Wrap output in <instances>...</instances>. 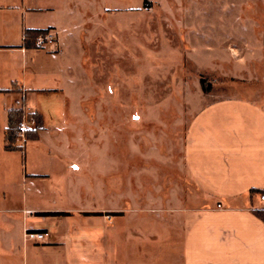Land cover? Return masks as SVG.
I'll return each instance as SVG.
<instances>
[{
	"label": "crops",
	"instance_id": "0c3cea01",
	"mask_svg": "<svg viewBox=\"0 0 264 264\" xmlns=\"http://www.w3.org/2000/svg\"><path fill=\"white\" fill-rule=\"evenodd\" d=\"M75 2L0 0V54L17 49L22 73L50 84L32 88L33 95L44 90L50 99L99 98L97 89L87 92L76 85L84 57L76 63L64 60L68 51L62 39L73 29L69 9ZM34 11L47 17L35 20ZM23 28H50L55 39L43 48L19 47ZM19 30V40L10 41ZM108 38L102 49L106 56L114 51ZM70 50L85 53L82 45ZM90 51L98 54L93 47ZM40 53L46 56L42 66L34 61ZM90 66L99 67L93 61ZM10 70L0 62V89H9L1 98L3 135L6 102L18 86L25 109L42 116L44 128L34 140L40 143L49 130L47 114L28 105L27 89L12 81ZM159 123V130L128 128L130 142L136 138L144 144L138 177L129 172L120 180L107 172L89 182L70 162L60 166V177L52 160H28L21 171L18 163L1 162L0 262L5 256L18 264H264V202L258 191L264 190V105L220 98L208 101L182 128ZM66 138L69 147L78 142L76 135ZM148 173H154L150 182ZM49 212L54 214L43 215ZM31 232L47 235L39 243L26 237Z\"/></svg>",
	"mask_w": 264,
	"mask_h": 264
},
{
	"label": "rangeland",
	"instance_id": "374dc122",
	"mask_svg": "<svg viewBox=\"0 0 264 264\" xmlns=\"http://www.w3.org/2000/svg\"><path fill=\"white\" fill-rule=\"evenodd\" d=\"M34 12L35 20L43 22L47 17ZM69 12L74 15V26L62 39L68 51L64 60L76 63L84 57V67L77 68L76 85L83 90L97 89L99 98L50 99L44 90L33 95L32 88L50 84L22 73L19 51L6 49L0 62L11 68L12 81L27 89L28 105L47 114L49 130L40 143L26 140L22 151L5 150L1 98L6 94L0 92V163H18L21 171V164L24 167L28 160H52L59 176L60 166L70 162L89 182L96 174L107 172L120 180L124 174L128 178L129 172L138 177L142 165L138 152L144 144L136 138L130 142L129 127L159 130L163 120L182 128L208 101L220 98H246L264 105V0H76ZM16 14L20 16H13ZM13 16H8L9 22L14 21ZM16 35L10 41L19 40L20 30ZM107 35L114 45L108 56L102 52ZM80 45L84 54L78 50L70 53ZM90 47L98 54L91 53ZM45 57L40 53L34 61L42 66ZM90 61L99 67L91 69ZM201 80L210 86L208 91L202 90ZM14 91L6 105H20L22 121L26 128L32 127L33 121L25 114L30 111L21 103L25 95L18 86ZM62 125L64 131L59 130ZM73 135L78 142L72 141L69 147L66 137ZM18 140L23 142L24 137L18 135ZM13 175L11 181L14 171ZM153 177L154 173H148L145 180L150 182ZM63 199L60 195V205ZM100 201L104 200L100 197ZM0 264L18 261L4 256Z\"/></svg>",
	"mask_w": 264,
	"mask_h": 264
},
{
	"label": "trees",
	"instance_id": "16d2710c",
	"mask_svg": "<svg viewBox=\"0 0 264 264\" xmlns=\"http://www.w3.org/2000/svg\"><path fill=\"white\" fill-rule=\"evenodd\" d=\"M50 28H23L22 41L19 47L26 49H38L41 48L37 45V38L45 35ZM209 85H205L201 80V88L204 91L209 90ZM9 89H0V92H8ZM21 103H24V99H21ZM23 111L21 106L9 107L6 110V126L3 135V146L7 151H22L24 142L26 140L37 139L39 131L44 128L42 116L37 112L25 113L28 117V121H33L34 125L24 129V140L19 142L18 135L20 132V122L22 121ZM264 192V190H258ZM260 215L263 214L261 210L257 211ZM54 213H44L43 215H49Z\"/></svg>",
	"mask_w": 264,
	"mask_h": 264
},
{
	"label": "built area",
	"instance_id": "2783aa9c",
	"mask_svg": "<svg viewBox=\"0 0 264 264\" xmlns=\"http://www.w3.org/2000/svg\"><path fill=\"white\" fill-rule=\"evenodd\" d=\"M53 32L49 30L45 35L40 36L37 39V45L39 47H43L47 43L53 42ZM26 128L25 123L23 121L20 122V132L19 135L23 136L24 135V129ZM260 200L264 202V192L260 194ZM45 232H31V233H26V237L32 238L35 242H43L45 237H46Z\"/></svg>",
	"mask_w": 264,
	"mask_h": 264
}]
</instances>
